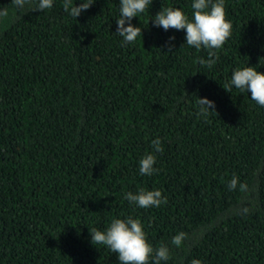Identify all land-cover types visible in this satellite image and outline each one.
I'll list each match as a JSON object with an SVG mask.
<instances>
[{"label":"trees","instance_id":"16d2710c","mask_svg":"<svg viewBox=\"0 0 264 264\" xmlns=\"http://www.w3.org/2000/svg\"><path fill=\"white\" fill-rule=\"evenodd\" d=\"M63 5L17 12L0 0V264H118L89 235L117 215L139 217L153 245L197 236L167 264H264V107L223 88L241 65L264 73V0H224L232 35L211 66L183 30L148 20L167 6L190 12V0H152L130 45L115 33L118 0L76 19ZM197 96L215 102L206 119ZM156 137L159 171L141 176ZM233 174L246 192L227 189ZM140 187L166 203L122 199Z\"/></svg>","mask_w":264,"mask_h":264},{"label":"clouds","instance_id":"9594fccd","mask_svg":"<svg viewBox=\"0 0 264 264\" xmlns=\"http://www.w3.org/2000/svg\"><path fill=\"white\" fill-rule=\"evenodd\" d=\"M55 0H12L17 12L43 11L51 9ZM95 0H64V11L72 18H77L87 11ZM152 0H118V14L115 18V33L121 38L122 45L135 43L142 38V28L134 25L132 20L145 13H149ZM8 15L4 8H0V18ZM151 24L164 31L170 28L183 30L184 43L196 50H209V59L198 58L200 64L211 66L215 64V50L221 49L225 41L232 35V23L225 19L224 0H190V12L180 7L167 6L154 15H149ZM169 37V49L173 46ZM223 88L232 92L233 89L241 93H250V99L257 105L264 107V73L257 71V67L241 65L231 71L230 78ZM210 112H215V102L208 97H198L195 100V115L206 119ZM152 150L145 153L138 161V174L151 176L157 171L155 167L157 154L163 151L161 138L150 141ZM229 191L246 192L248 185L233 174L227 181ZM122 199L136 208L147 209L159 207L166 203L167 197L157 188L140 187L135 191L129 190L122 194ZM243 211H247L244 208ZM90 242L102 245L109 252L115 253L118 264H167L172 256V248L180 247L186 242H196L197 236L185 231H177L170 241H161L153 245L147 238L144 224L139 217L132 215H117L110 218L104 228L93 227L89 231ZM189 264H202L198 258H192Z\"/></svg>","mask_w":264,"mask_h":264}]
</instances>
